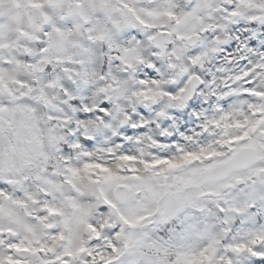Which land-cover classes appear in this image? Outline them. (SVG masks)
<instances>
[{
  "label": "snow or ice",
  "instance_id": "1",
  "mask_svg": "<svg viewBox=\"0 0 264 264\" xmlns=\"http://www.w3.org/2000/svg\"><path fill=\"white\" fill-rule=\"evenodd\" d=\"M0 264H264V0H0Z\"/></svg>",
  "mask_w": 264,
  "mask_h": 264
}]
</instances>
